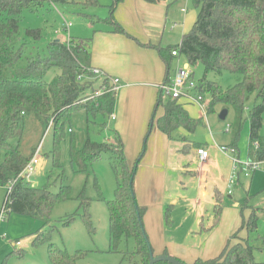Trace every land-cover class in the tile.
<instances>
[{"label":"trees","instance_id":"trees-1","mask_svg":"<svg viewBox=\"0 0 264 264\" xmlns=\"http://www.w3.org/2000/svg\"><path fill=\"white\" fill-rule=\"evenodd\" d=\"M121 1L123 0H116L110 6L108 18L98 21L108 24L113 33L128 35L114 16L115 7ZM146 1L155 3L159 0ZM193 2L198 10V17L192 29L183 35L177 46L156 49L166 64L167 73L174 58L172 52L175 50L187 58L190 66L202 64L205 71L204 77L198 82V90L205 98L210 96L209 112L218 103L233 107L239 118L238 128L241 126L247 102L251 95L257 94L256 99L260 101L254 104L249 116V161L264 163V137L261 136L264 127V0ZM46 3L67 4L68 1L0 0V184L14 181L4 206L8 215L16 213L33 216L47 222L51 219L54 208L69 200L71 188L61 177L60 190L54 193L51 184L37 188L22 175L36 151L35 148L30 154H26L22 149L26 117L33 114L46 126L53 121L54 140L51 154L54 168H60L62 144L66 141V128L71 125L72 114L84 108L89 125L95 123L98 116L104 120L111 119L117 93L113 91L111 76L104 73L97 77L91 71L92 37L69 38L66 43L54 40L47 45L46 56L28 58L26 64L21 66L25 58V42L20 40V18L25 10L36 11ZM80 4L87 8L101 6L99 0H84ZM95 22L97 21L93 20L94 24ZM26 34L35 41L42 39L40 29H27ZM53 68L61 73L48 82L47 74ZM225 72L239 75L240 79L227 89L208 79L210 73L221 75ZM192 78L194 79V74ZM170 82L171 79H167L164 84ZM99 89L106 92L92 98ZM159 93L155 110L162 107L164 115L156 119V113L153 114L148 133H151L155 124L170 140H175L176 132L180 128L194 133L203 124V119L190 117L180 100L169 97L164 99L163 93ZM106 126L107 123L104 122V130ZM70 130L71 128L68 133L72 136L73 144L75 133ZM113 133L111 140L104 142L93 141L88 135L82 149L72 147L71 164L75 171L84 172L88 162L100 157L102 153L113 154L112 168L116 176L114 199L106 200L100 194V199L106 203L109 212V252H119L121 244L125 243L122 263L150 264L155 251L144 225L146 208L138 204L134 186L137 168L142 159L131 167L121 136L116 130ZM189 148L185 146L182 151L187 153ZM81 198L82 205L88 210L89 199L84 196ZM214 198V225L205 229V232H210L216 226L223 212L224 195L216 190ZM166 218L170 222L169 208ZM83 219L89 231L94 233L91 215L86 212ZM256 225L257 216L253 215L249 224L250 230H254ZM201 231L203 233L204 228ZM132 242L133 247L130 248ZM254 248L249 238L241 239L237 233L228 241L219 256L205 261L198 259L195 264H261L255 259ZM88 254L89 251L82 250L70 252L49 242L52 264H80ZM164 255L169 254L165 252Z\"/></svg>","mask_w":264,"mask_h":264},{"label":"rangeland","instance_id":"rangeland-1","mask_svg":"<svg viewBox=\"0 0 264 264\" xmlns=\"http://www.w3.org/2000/svg\"><path fill=\"white\" fill-rule=\"evenodd\" d=\"M67 4H48L38 8L36 11L25 10L20 18V40L25 42V58L21 62V66L26 64V60L31 57H44L48 54L47 45L54 40L67 42L69 38L86 39L92 37L94 39L97 31L109 30L110 26L98 19H106L110 16V6L116 0H99L100 7H84L80 3L84 0H67ZM189 7L190 17H194L198 11L195 8L193 0H184ZM119 2L118 4H120ZM117 4V5H118ZM84 15L94 16L89 18ZM115 16V13H114ZM197 17V16H196ZM195 17V18H196ZM93 20L97 21L95 24ZM71 26L66 29V26ZM40 29L42 31V39L35 41L26 34L27 29ZM180 28L175 31H167L166 36H171L170 42L175 45L180 44L179 40ZM182 38V35H181ZM182 66L187 64V58L181 57ZM164 66V84L167 79L174 80L178 72V64L172 61L169 73H167L166 64ZM194 74V81L198 83L204 77V66L197 64L190 66ZM61 73L57 68L51 69L46 77L51 82ZM210 81L219 83L224 89L235 85L240 79L239 75L225 72L221 75L210 73L208 75ZM148 90L149 88H142ZM160 87L156 88L155 101L150 116L159 112L156 111V105L159 98ZM164 99L165 95H162ZM257 94L251 95L247 102L246 109L243 113L241 126H239V118L235 109L218 103L214 106L212 112H207L203 119V124L198 126L194 133L181 130L191 143L187 153H182L190 162L191 167L195 170L199 167L196 158V146L194 144L207 145L210 153V159L215 165L210 170H205L206 179L211 182L213 179L220 180L221 171L217 168V164L224 166V175L229 178L228 189L231 193L227 194L226 202L220 220L216 226L210 231L205 232L214 225L213 211L208 214L198 230L197 241H184L186 237L185 228L182 219L184 209L172 201H167L164 206L163 213L155 208L148 207L144 215V225L148 234L150 243L152 244L151 235H149L146 227V220H150L154 230L163 238L166 248L179 247H195L192 252L185 255L189 258V263L195 264L198 259L209 260L219 256L226 247L229 240L238 233L241 239H250L254 248V256L258 263L264 264V163L260 164L256 170L249 169L247 163L249 161V116L250 110L260 99H256ZM117 99V98H116ZM208 108L211 98L206 97ZM136 104V108H137ZM190 116L199 120L200 116L194 107L186 105ZM227 110L226 118H220L221 113ZM87 113L84 108H80L71 116V125L66 128L65 140L61 149V166L54 168L51 151L53 149V121L48 126L42 124L35 115L31 114L26 117V129L22 139V149L26 154H30L36 148L33 155L36 154L37 148L42 142V148L39 154L40 162L35 167V171L30 174L27 180L34 187H43L51 184V190L58 193L61 186V177L71 188L70 198L58 204L52 213L49 221H44L33 216L20 215L16 213L7 214L0 220V264H52L49 255V242H53L63 249L70 252L77 250L89 251L88 256L80 262V264H121L123 261L122 251L126 249V244L122 243L120 251L117 253L109 252L110 234H109V212L106 203L101 200L100 194L106 200H113L116 189V176L112 168L113 154L104 152L100 157L92 162H88L86 171L77 172L74 170L70 153L72 147L77 150L82 149L89 137L96 142H104L111 140L115 131L112 118L104 120L101 116L95 119V123L90 125L87 122ZM104 122L107 123L106 130L102 127ZM71 128L75 133L74 143L72 144V136L68 133ZM228 129V130H227ZM147 130L142 140L136 157H129L132 166L140 159L143 160L147 154V141L149 135ZM236 135H238L236 137ZM264 137V127L261 131ZM193 144V145H192ZM189 146V144L187 145ZM218 146H227L236 148L237 155L223 153ZM174 153L176 148L183 149L184 146L174 145ZM176 155V154H175ZM226 155H230L233 159L230 172H225L228 164ZM127 156V155H126ZM143 157V158H142ZM194 161V162H193ZM138 164V163H137ZM197 172V171H196ZM27 177V176H26ZM233 179V184H229ZM14 181L12 182V186ZM10 183L0 184V215L5 206V202L10 188ZM187 187L192 188L189 185ZM239 202V206L235 207L230 204V196ZM89 199L90 206L88 210L82 205L83 199ZM207 203V202H206ZM169 208L171 213L170 222L166 218V211ZM209 209H212L209 207ZM88 212L91 215V221L95 229L91 233L84 222L83 216ZM253 215L257 216V225L254 230H250V222ZM162 216V218H161ZM161 218V219H160ZM160 219V221H159ZM204 232L201 233V229ZM44 238L46 240H44ZM50 239V240H48ZM44 240V241H42ZM20 244L17 245L16 243ZM198 244H195L197 243ZM133 247V242L130 243ZM154 249V248H153ZM176 250V249H174ZM155 251V250H154ZM177 251V250H176ZM178 252V251H177ZM179 259V258H177ZM180 260V259H179ZM122 264H126L123 262Z\"/></svg>","mask_w":264,"mask_h":264},{"label":"crops","instance_id":"crops-1","mask_svg":"<svg viewBox=\"0 0 264 264\" xmlns=\"http://www.w3.org/2000/svg\"><path fill=\"white\" fill-rule=\"evenodd\" d=\"M114 13L116 21L129 36L113 33L111 32L112 28L97 31L93 39L91 65L93 68L121 80V88L117 92L114 119L112 120L115 130L123 140L128 163L133 167L129 157H136L144 134L150 128L152 120H150V116L155 101L154 90L161 86L164 77V61L156 48L168 49L177 46L169 41L171 36H166L167 31H175L180 28L178 41L182 40L181 35L183 37L192 29L198 14L196 12L194 17H190L189 7L184 0H159L155 3L146 0H123L116 5ZM181 57L180 55L173 58V61L178 64V71L182 66ZM180 103L188 113L186 105L194 107L200 119L206 117L201 109L191 101L182 99ZM163 115L164 109L162 108L157 113L156 119ZM181 130L185 129L180 128L176 132V139L170 140L154 124L147 141V154L137 168L134 186L138 204L146 209L156 207L157 211L163 213V205L167 201H172L184 209L182 219L186 226L184 241L193 242L201 239V236L198 237L201 222L214 209L215 191L219 190L224 195V201L227 194L231 193L228 189L230 177L224 175L222 169L224 166L219 163L217 168L221 171L222 184L218 183L217 179H213L211 182L207 181L204 172L215 165V162L210 159L207 145L196 146L197 144H194L197 148L195 160H198L195 162H199L197 170L190 168V162L182 154L184 148L182 150L176 148V153H174L173 146L176 144L184 147L188 144V147L191 146L189 138L182 134ZM198 149L208 151L207 160L200 159ZM225 157L228 162L225 172L229 173L233 159L230 155ZM232 198L231 195L230 204L235 207L239 206V202ZM146 227L151 235L156 256L164 255L167 252L169 256L189 263V258L185 256L188 254L185 253L192 252L195 247L173 246L170 249L166 248L165 243L167 242H164L160 234L154 230L149 219L146 220Z\"/></svg>","mask_w":264,"mask_h":264},{"label":"built area","instance_id":"built-area-1","mask_svg":"<svg viewBox=\"0 0 264 264\" xmlns=\"http://www.w3.org/2000/svg\"><path fill=\"white\" fill-rule=\"evenodd\" d=\"M183 11L186 12L185 9H183ZM70 26H71V23H69L66 26V29L69 28ZM172 55L174 57L180 56V54L176 50L172 52ZM91 71L97 77L104 75L103 71L96 69V68L91 69ZM192 74L193 72L191 71L189 64H187L186 66L185 65L181 66L174 80H172L169 84H163L160 86L161 92L165 95L164 97L166 98L169 97V98L178 99V100H182V99L189 100L195 105H197L201 109V111L204 113V115H207L209 104L206 101L205 96H203L198 90V83L194 81V79L192 78ZM80 78L81 77H79V79ZM112 87H113V91L117 93L118 90L121 88V80L119 78L112 77ZM104 92H106V90L104 91L103 89H99L96 91L95 95L92 98L96 96H102ZM112 119H114V116L112 117ZM41 148H42V144L39 145V147L37 148L36 154L33 156V158L27 164L25 170L23 171L22 175L24 177L27 176L26 178H28V176L35 171V167L40 162L39 154H40ZM218 148L223 153L231 152L234 155V158H235V155H237L236 148H229L227 146H218ZM198 155L200 156V159L202 161L207 160L209 157V153L205 149H198ZM260 164L262 163L248 161L247 166L249 169L256 170ZM10 184L11 186L8 191L12 190V183ZM230 184H233V179L230 180ZM4 212H5V207H3V211L0 215V220L5 217ZM16 244L19 245L20 243L17 242Z\"/></svg>","mask_w":264,"mask_h":264},{"label":"water","instance_id":"water-1","mask_svg":"<svg viewBox=\"0 0 264 264\" xmlns=\"http://www.w3.org/2000/svg\"><path fill=\"white\" fill-rule=\"evenodd\" d=\"M227 113H228L227 110H224L221 113L220 118L224 120L226 118ZM159 262H167L169 264H185L184 262L178 260L177 258H174L169 255H159V256L152 255L150 264H157Z\"/></svg>","mask_w":264,"mask_h":264}]
</instances>
